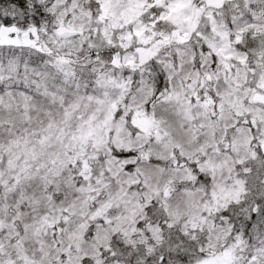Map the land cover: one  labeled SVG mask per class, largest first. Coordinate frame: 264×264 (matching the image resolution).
Segmentation results:
<instances>
[{"label": "snow or ice", "instance_id": "6c2138e0", "mask_svg": "<svg viewBox=\"0 0 264 264\" xmlns=\"http://www.w3.org/2000/svg\"><path fill=\"white\" fill-rule=\"evenodd\" d=\"M0 264H264V0H0Z\"/></svg>", "mask_w": 264, "mask_h": 264}]
</instances>
